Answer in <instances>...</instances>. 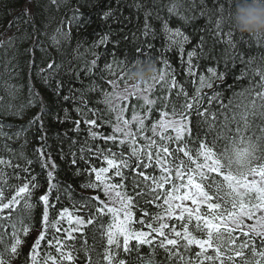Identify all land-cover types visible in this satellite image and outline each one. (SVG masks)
<instances>
[{
	"label": "snow or ice",
	"instance_id": "obj_1",
	"mask_svg": "<svg viewBox=\"0 0 264 264\" xmlns=\"http://www.w3.org/2000/svg\"><path fill=\"white\" fill-rule=\"evenodd\" d=\"M169 10L178 11L177 5L173 3ZM219 11L221 17L215 25L217 35L222 32L221 24L226 19L223 15L225 11L223 5L219 7ZM201 15L204 13L201 12ZM144 28V34L148 35L150 25L147 18ZM228 36L230 37L228 44L235 48L231 32ZM174 37H182L184 41L188 39L179 30L171 34L170 38ZM105 42L106 37L100 40L101 44ZM180 51L183 55L182 48ZM195 56H197L195 50L187 53V73L195 77L193 84L196 85L191 97L178 83L173 74L174 70L167 60L164 61L163 69H160L159 78L154 79L151 84L122 95L117 91L121 87L119 81L111 80L109 83L112 91H101L103 96L101 103L105 104L110 112L115 113L116 123L111 125L112 133L105 136L93 130L101 126L97 124V119H85V124L89 126L85 129L89 134L85 139V145L89 144V140L100 139L105 145L111 141L117 148H123L127 144L129 151L126 156L125 152L113 151L110 146L80 148V159L85 163H90L91 157L97 160V164L84 170L90 179L81 186L98 194L85 198L79 208L73 205V210L67 207L57 209V215L50 220L49 209L56 207L50 202V196L54 190L59 192V183L53 182L56 180L54 170L57 166L50 161V154L49 158H45L43 148L37 149L40 165L49 169L51 164V168L47 171V192L40 195L36 203L33 202V194L40 184L34 182L36 176L31 174L32 161L28 160V166L22 168L19 163L13 164L11 159L0 157V245H3L0 249V264H11L12 259L19 254L25 242L21 235L28 236L33 227L31 223L25 221H31L37 203H42L43 213L41 229L29 254L30 264H76L78 257L75 253L78 249L75 243L68 242L83 238L84 230L90 225L97 224V221H99L97 228L104 242L103 260L106 264H127L126 260L118 259L119 254L139 252L142 246H147L154 257L153 245L163 249L170 262L176 260L178 264L205 262L236 264V258L244 257L248 248H251L252 256L259 259L251 261L245 259L243 264H264V67L252 69L253 79L258 76L259 80L255 83L249 80L247 87L242 86L240 91H233L227 104L221 98L222 91H215L207 97L209 106L216 101L221 109L223 121L217 129L216 112H209L207 108L200 110L201 101L204 99L203 90L212 89L215 80L223 81L231 68L226 60L224 71L218 72L217 68L209 67L207 68L209 75L201 74L197 77L198 65L193 63ZM113 59L115 61V54ZM139 59L141 58L129 60L128 57H124L120 61L118 65L121 69L120 79L122 69ZM232 60V67H235V57ZM240 63H244L242 58ZM48 67L52 68V64ZM96 67V61L93 60L88 71L91 72ZM105 69L109 75H117L113 70V64L106 63ZM247 72V68H242L240 75L235 77L236 81L245 79ZM157 84L162 86V90L166 85V94L158 98L164 101V108L158 110V118H153L151 112L157 101L150 96ZM99 87L97 85L93 90ZM173 90H177L176 98L182 96L184 102L179 108L173 104L169 112L166 109ZM70 98L75 97H65ZM131 98L143 101L140 108L144 114L136 112L133 106L130 121L125 119L124 114L127 111V102ZM223 109H229L231 115ZM193 114L198 118L195 124L197 129L195 140ZM256 119L261 121L255 126L259 130V135L255 131L249 135L248 132ZM146 121L149 123L146 124ZM75 123L76 130L80 131V121L77 120ZM133 123L141 133L140 138L145 141L143 145H138L137 135L131 128ZM205 124L208 132L216 133L210 143L207 132L203 135L200 132L201 126ZM146 127L151 136L144 134ZM0 135L7 134L0 132ZM221 139L225 144L218 150L217 141ZM195 141L198 143L193 148L191 142ZM85 152L89 153V157L84 155ZM71 163H77L74 153ZM6 168L14 170L13 176L17 180L21 179L20 172L28 173L31 179L24 177L26 182L9 184L10 177L5 171ZM16 169L20 171H15ZM125 169L129 170L128 175L125 174ZM149 169L151 171H148ZM116 177L120 178L119 182H112ZM129 180L130 185H126L125 182ZM129 187L134 195L129 194ZM146 195L149 198L144 200V203L160 211L150 214L146 208L140 206L137 197ZM55 200L59 202V194ZM84 210L88 211L87 218L83 215H74V212ZM137 210L141 213L140 217L136 215ZM63 222L67 223V228L62 227ZM136 225L140 227L137 228ZM8 228H11L10 233ZM50 229L53 230L52 239L46 241ZM58 233L63 235H57ZM75 233H79L80 236L74 235ZM5 236L10 237V243H5ZM257 237L260 238L261 250H257L256 247ZM43 241H46L48 249L55 250L56 255H53L52 251H47L41 257ZM84 243H87L86 239ZM193 247L199 249L194 253V258L186 256L185 253L192 252ZM181 249L184 251L181 252ZM209 250L212 255L208 254ZM87 264H92L90 256ZM144 264H156V261L149 259Z\"/></svg>",
	"mask_w": 264,
	"mask_h": 264
},
{
	"label": "trees",
	"instance_id": "obj_2",
	"mask_svg": "<svg viewBox=\"0 0 264 264\" xmlns=\"http://www.w3.org/2000/svg\"><path fill=\"white\" fill-rule=\"evenodd\" d=\"M173 3L177 5L178 11L170 12ZM221 5L225 9L223 15L226 19L221 24L222 32L217 35L215 25L221 17L219 11ZM232 9V0H0V125L3 126L0 127V132L7 134L0 135V157L11 159L13 164L19 163L22 168L28 166V160L32 161L31 174L36 176L34 182L40 184L33 194V202L36 203L38 197L47 192V171L51 168V164L49 169L41 167L37 149L45 150L46 159L50 154V161L57 166L54 170L56 180L53 182L59 183V192L54 190L50 196V202L56 205L55 208L49 209L50 220L57 215V209L67 207L73 210V205L79 208L85 198L98 194L81 186L90 179L84 170L97 164L95 157L90 158V163L80 159L81 147L90 146L95 149L96 145L110 146L113 151H123L127 156L129 151L127 144L123 148H117L111 141L105 145L103 140L97 139L89 140V144L85 145V139L89 135L85 129L89 126L84 122L85 119H97V124L101 126L93 129L94 131L105 136L112 133L111 125L116 123L115 113L110 112L106 105L101 103L103 100L101 91H112L109 83L111 80H118L121 87L124 85V80L120 79L121 69L118 67L124 57H128L129 60H135L137 57L152 59L156 61L159 71L163 69L164 61L167 60L174 70L173 74L178 83L187 90L190 97L196 85L193 84L195 77L187 73V53L193 50L197 52V56L193 57V63L198 65L197 77L201 74L209 75L207 73L209 67L217 68L218 72L224 71L227 60L231 71L226 74L223 81L215 80L212 89L203 90L204 99L200 108L201 111L207 108L209 112H216L219 129L223 121L221 109L216 101L209 106L207 97L215 91H222L221 98L227 104L233 91L238 92L242 86L247 87L249 80L253 83L259 80L258 76L253 79L251 70L264 67V36L242 35L237 32L230 23L229 13ZM201 12L204 15H201ZM146 18L150 25L148 35L144 34ZM177 30L188 38L187 41L182 37L170 38ZM229 32L235 48L228 44ZM105 37L106 42L101 44L100 40ZM198 45L202 47H197ZM113 54L116 57L115 61ZM233 57L235 67H232ZM241 58L243 64L240 63ZM93 60L96 61L97 67L89 72ZM106 63L113 64L116 76L109 75L105 69ZM49 64H52V68L48 67ZM242 68L248 69L247 77L236 81L235 77L240 75ZM97 85L100 87L93 90ZM176 91H172L168 101L166 110L169 112L173 104L179 108L184 102L182 96L176 98ZM165 94L166 85L162 90L160 84H157L151 93L150 98L157 101L151 112L153 118H158V110L164 108V101L158 98ZM66 96L75 98L65 99ZM142 103V100L131 98L127 102L125 119L131 121L133 106L136 112L143 115L140 108ZM223 111L229 112V109ZM37 117L39 118L36 119ZM197 119L193 114L194 140ZM77 120L80 121V131L76 130ZM148 123L146 121V124ZM260 123L261 121L256 119L248 134L251 135L255 131L259 135V130L255 126ZM131 128L137 135L138 145H143L145 141L140 138L141 133L137 131V125L133 123ZM200 132L201 135L207 132L209 143L216 135L215 131L208 132L206 124L201 126ZM144 134L151 136L147 127ZM196 143L198 141L191 142V146L194 148ZM224 144V140H218L217 149L222 148ZM73 153L77 160L76 164L71 163ZM84 155L89 157L87 152ZM5 171L10 177L9 184L26 182L24 177L31 179L28 173L20 172L21 179L17 180L13 176V169L6 168ZM124 171L126 175L129 174L128 169ZM119 179L116 177L112 182H119ZM125 183L130 185V180ZM57 194L60 197L59 202L55 200ZM129 194L134 195L130 187ZM101 198L103 199L102 194ZM148 198L147 195L137 197L140 206L146 208L150 214L160 211L144 203ZM42 213V203H37L31 221H25L33 225L32 230L26 237L21 235L25 242L11 264H30L29 254L34 236L41 229ZM74 215H83L87 218L88 211L74 212ZM136 215L140 217L141 213L137 210ZM97 224L88 226L84 230L83 238L68 242L75 243L78 249L75 253L78 257L76 264H87L88 256L91 257L92 264H106L103 260L104 242ZM62 227L67 228V223L63 222ZM136 227L139 228L140 225ZM52 231L49 230L46 241L52 239ZM8 232H11V228H8ZM74 235L80 236L79 233ZM84 239L87 240L86 244ZM46 241L41 242V257L47 251H52V254L56 255L54 249L46 247ZM10 242V237L5 236V243ZM2 247L3 245H0V249ZM153 247L154 257L147 246H142L139 252L133 251L131 254L121 252L118 259L126 260L127 264H144L149 259H154L156 264H178L176 260L170 262L163 249L155 245ZM256 247L257 250H261L258 237ZM183 251L181 249V252ZM196 251L199 249L193 247L192 252L185 255L194 258ZM208 254L213 253L209 250ZM245 259L251 261L259 257H253L251 248H248L244 257L236 258V264H243Z\"/></svg>",
	"mask_w": 264,
	"mask_h": 264
},
{
	"label": "clouds",
	"instance_id": "obj_3",
	"mask_svg": "<svg viewBox=\"0 0 264 264\" xmlns=\"http://www.w3.org/2000/svg\"><path fill=\"white\" fill-rule=\"evenodd\" d=\"M232 3L230 23L234 29L242 35L264 36V0H232ZM159 75L156 61L139 59L123 68L121 79L126 81V85L117 91L126 95L138 87L151 84Z\"/></svg>",
	"mask_w": 264,
	"mask_h": 264
},
{
	"label": "rangeland",
	"instance_id": "obj_4",
	"mask_svg": "<svg viewBox=\"0 0 264 264\" xmlns=\"http://www.w3.org/2000/svg\"><path fill=\"white\" fill-rule=\"evenodd\" d=\"M37 235H38V232L34 236L33 243H34L35 239L37 238Z\"/></svg>",
	"mask_w": 264,
	"mask_h": 264
}]
</instances>
